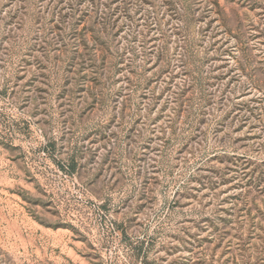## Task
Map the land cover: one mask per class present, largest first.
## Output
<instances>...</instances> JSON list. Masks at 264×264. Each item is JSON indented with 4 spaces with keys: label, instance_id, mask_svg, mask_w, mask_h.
<instances>
[{
    "label": "rangeland",
    "instance_id": "rangeland-1",
    "mask_svg": "<svg viewBox=\"0 0 264 264\" xmlns=\"http://www.w3.org/2000/svg\"><path fill=\"white\" fill-rule=\"evenodd\" d=\"M0 264H264V0H0Z\"/></svg>",
    "mask_w": 264,
    "mask_h": 264
}]
</instances>
